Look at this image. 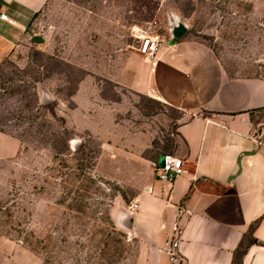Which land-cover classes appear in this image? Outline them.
Instances as JSON below:
<instances>
[{"label":"rangeland","instance_id":"rangeland-1","mask_svg":"<svg viewBox=\"0 0 264 264\" xmlns=\"http://www.w3.org/2000/svg\"><path fill=\"white\" fill-rule=\"evenodd\" d=\"M178 24L228 77L264 79V0H48L1 60L0 264H131L116 215L180 146L181 115L120 81L147 63L132 30Z\"/></svg>","mask_w":264,"mask_h":264},{"label":"crops","instance_id":"crops-1","mask_svg":"<svg viewBox=\"0 0 264 264\" xmlns=\"http://www.w3.org/2000/svg\"><path fill=\"white\" fill-rule=\"evenodd\" d=\"M48 0H0V62L28 36ZM154 59H130L120 85L176 110L180 146L171 155L186 174L156 177V161L115 223L135 245L131 264H264V144L254 136L264 79L228 77L206 46L178 24L160 37ZM172 41V45L168 42ZM180 230L178 256L166 250Z\"/></svg>","mask_w":264,"mask_h":264},{"label":"built area","instance_id":"built-area-1","mask_svg":"<svg viewBox=\"0 0 264 264\" xmlns=\"http://www.w3.org/2000/svg\"><path fill=\"white\" fill-rule=\"evenodd\" d=\"M0 20L10 23L6 14L1 11L0 7ZM132 37L138 41L136 51L147 62H151L158 50L159 45L163 42L160 36L149 34L147 31L141 29L132 30ZM156 177L160 182H172L175 178L185 175L186 169L184 168L183 161L171 155H165L163 167L158 169L156 167ZM180 230L175 229L174 236L169 244L166 253L169 260L176 263L180 260L178 256Z\"/></svg>","mask_w":264,"mask_h":264},{"label":"water","instance_id":"water-1","mask_svg":"<svg viewBox=\"0 0 264 264\" xmlns=\"http://www.w3.org/2000/svg\"><path fill=\"white\" fill-rule=\"evenodd\" d=\"M31 40L34 41V42H37V43H42L43 42V39L41 37H32ZM172 44H173L172 41L168 42V45H172ZM164 160H165V155L164 154H160L158 156V158H157V161H156V167L158 169H161L163 167Z\"/></svg>","mask_w":264,"mask_h":264}]
</instances>
